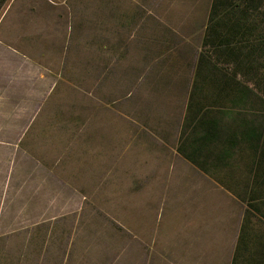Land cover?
<instances>
[{"label": "rangeland", "instance_id": "obj_1", "mask_svg": "<svg viewBox=\"0 0 264 264\" xmlns=\"http://www.w3.org/2000/svg\"><path fill=\"white\" fill-rule=\"evenodd\" d=\"M213 2L0 0V264H264V160L181 145Z\"/></svg>", "mask_w": 264, "mask_h": 264}, {"label": "trees", "instance_id": "obj_2", "mask_svg": "<svg viewBox=\"0 0 264 264\" xmlns=\"http://www.w3.org/2000/svg\"><path fill=\"white\" fill-rule=\"evenodd\" d=\"M256 2H213L184 126L192 139L181 143L190 151L185 157L205 172L237 150L264 160V12ZM257 177L264 184V171ZM244 238L242 232L241 246ZM241 254L238 247L236 263Z\"/></svg>", "mask_w": 264, "mask_h": 264}]
</instances>
